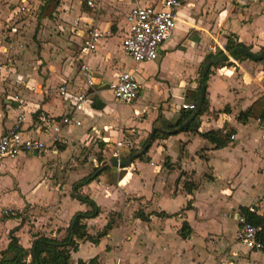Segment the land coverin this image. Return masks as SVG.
<instances>
[{"label":"crops","instance_id":"crops-1","mask_svg":"<svg viewBox=\"0 0 264 264\" xmlns=\"http://www.w3.org/2000/svg\"><path fill=\"white\" fill-rule=\"evenodd\" d=\"M89 1H93L94 8L88 5ZM162 1L71 0L69 5L61 1L57 11L75 23L67 31L74 33V51L70 52L75 57L72 58L62 52L59 58L46 57L38 61L29 57L11 59L16 44L1 48L0 136L18 124V116L23 113L21 129L50 142V137L39 127V114L60 120L72 112L80 91L88 92L90 103L77 114L82 126L64 128L62 137L66 144L60 145L58 150L44 156L22 155L16 160L0 157V211H13L9 218L0 213V261L2 252L9 247L11 235L29 251L40 236L64 239L75 214L90 210L72 198V188L69 196L63 198L61 191L65 183L56 180L57 171L50 169L51 162L64 157L70 148L81 146L106 145L112 150L107 160L113 157V149L119 141L128 140L139 149L155 128H162V122L175 125L181 119L183 104L197 106L204 67L221 54L218 52L226 50L229 39L244 44L255 56L263 53L264 0H181L177 26L162 45L158 60L140 64L143 69L152 65L154 72L143 81L136 75L142 85L138 101L118 103L110 84L124 71L119 68L117 55L119 50L124 52L122 40L128 30L127 14L135 5L161 6ZM30 7L26 10H31ZM92 29H97L103 37L97 43L96 53L82 59L80 49L89 40ZM60 30L66 33L64 27ZM14 37L15 33H10L11 40ZM61 43L62 49L69 51L67 45L64 46L67 43L64 40ZM209 56L212 58L206 63ZM81 61L94 72L92 87L85 84L80 73ZM171 61H176L181 68L175 82L164 73ZM209 71L205 97L209 110L202 116L199 114L198 131L201 134L216 130L233 133V141L225 148L216 149L199 134L183 131L167 139L154 140L146 154L148 160L138 159L128 168L111 167L103 172L84 187L82 193L89 195L100 208L97 199L100 192L105 198L121 199V210L133 213L134 222L139 223L137 228L142 223L146 226L142 234L135 231L137 235L131 234L129 225L123 230L115 227L98 245L81 243L78 251L71 254L74 263L97 259L99 264H216L219 260L260 264L258 258L264 253L241 248L236 232L241 209L264 204V122L250 119L242 124L238 117L264 98V65L250 57L232 58L226 65L213 66ZM64 85L68 91L62 96L60 89ZM14 96L24 106L13 101ZM125 151L126 148L120 149L121 154ZM124 157L122 154L121 159ZM32 158L42 161V175L37 176L36 184L27 193L21 179L27 172L20 164L26 160L31 162ZM166 158L171 168L166 167ZM72 174L80 176L72 187L89 176L82 171H74L70 176ZM188 182L196 185L192 195L184 188ZM42 187L48 190V198L38 203L33 198ZM11 197H16L19 206ZM179 197H182L180 203L177 202ZM67 198L70 201L64 204ZM188 203L191 204L189 209ZM174 204H178L177 211L171 210ZM138 211L149 216V221L136 218ZM114 212L121 211H111L102 227L97 223L103 216L102 209L99 217L86 221L89 233L96 235L101 231ZM159 213L166 216L158 217ZM203 222H206L204 230ZM184 223L191 229L187 239L182 237ZM208 225L212 227L210 231ZM115 231L121 232L117 238ZM181 243L192 248L184 249Z\"/></svg>","mask_w":264,"mask_h":264},{"label":"built area","instance_id":"built-area-1","mask_svg":"<svg viewBox=\"0 0 264 264\" xmlns=\"http://www.w3.org/2000/svg\"><path fill=\"white\" fill-rule=\"evenodd\" d=\"M130 1L137 3L139 0ZM88 5L91 8L95 7L93 1H89ZM239 5L242 6L243 4L240 3ZM181 7V0H163L161 6L135 5L131 8L126 17L128 30L122 40V49L134 63L141 64L158 60L162 45L171 38L177 26ZM12 33H19L18 28L14 27ZM102 37L103 34L97 29H92L89 32V40L80 49L82 59L96 53L97 43ZM222 52L227 53V50L223 49ZM228 58L232 59L233 57ZM80 73L85 84L92 87L95 83L94 72L84 61L80 63ZM110 90L118 103L134 104L140 97L142 85L136 77V72L129 70L120 73L116 81L110 84ZM60 91L62 96L65 95L68 91L67 85L62 86ZM11 99L24 106L17 96ZM89 103L88 92L80 91L73 104L72 112L60 120L44 113L39 114V127L42 132L50 137V142L24 132L19 124L24 122L25 117L23 113L20 114L18 124L0 136V157L16 160L22 155L44 156L49 152L58 150L60 145L66 144V140L62 137V131L64 128L82 126V121L77 114L83 112ZM181 108L182 110L194 111L196 106L186 103ZM131 146L134 147L135 145L128 140L126 143L124 141L117 142L113 149V156L121 159L120 149H131ZM248 210L251 214L264 218V204H253L248 207ZM0 213L2 217L7 218L13 215L12 209H2ZM237 225L236 237L239 243L251 252L264 251V244L260 239V227L252 224L244 214L238 215ZM216 264L235 263L219 260Z\"/></svg>","mask_w":264,"mask_h":264},{"label":"rangeland","instance_id":"rangeland-1","mask_svg":"<svg viewBox=\"0 0 264 264\" xmlns=\"http://www.w3.org/2000/svg\"><path fill=\"white\" fill-rule=\"evenodd\" d=\"M32 1V2H30ZM48 1L51 0H28L26 3L23 2V0H0V61H1V48L4 46H8L9 43L16 44L12 48V54H10L12 57L11 59H15L18 57H29L32 60H43V58H59L63 53H67V58H72L75 55L73 52H70L71 50L74 51L72 45L74 41L73 34L70 32H67L69 30V26L72 24L75 25L73 21H70L68 18H66L63 13L56 10L55 14L50 16L46 19H41V11H42V5H47ZM57 1V0H56ZM59 3H62L63 1L64 5H69L71 0H58ZM29 3V5H28ZM33 7H32V4ZM87 1H84V7L87 8ZM31 4V7H30ZM61 6V5H60ZM59 6V7H60ZM27 7L31 10H26ZM70 9V8H69ZM68 11V9L66 10ZM65 11V12H66ZM70 11V10H69ZM72 11V10H71ZM16 27L19 28V33L15 34V37L13 40L10 38V33H12V29ZM60 27H64L65 32H62L60 30ZM64 35V39H63ZM115 39H118V37H115ZM61 40H64L65 43L64 46L68 48L69 51L66 49H62V43ZM118 51V50H117ZM228 52V51H227ZM117 58L119 60V68L123 69L124 71H127L129 69L136 70L137 77L143 81L144 79H148L147 77L152 76L154 72V67L152 65L149 66V68H144L140 66V64L134 63L131 58L126 55L124 52L119 50V53L117 55ZM178 67V69H177ZM181 68L178 66V63L176 61H171L170 65H167V67L164 70V73L168 76L170 81L175 82L177 78V74ZM180 72V71H179ZM152 80L154 78H151ZM144 95H146V91L143 92ZM106 145L101 144H95L90 145L89 148L81 146V148H70L69 152L65 154L64 157H60L57 160H54L51 162L52 167L50 169H54L57 171L56 174V180L59 182H64L63 189L61 191V194L65 196H69L70 190L72 188V183L74 181H77L80 176L78 177L77 174H70L74 171H82L83 174L90 175L92 174L98 167L103 165V162H99V158L101 157L104 159V161H107L108 155L112 154V150L110 148H106ZM145 146V143L141 146L139 145V149H136L138 152H140ZM133 147L131 146V149ZM131 149H127L123 154V156L129 155L131 152ZM106 151V153H104ZM148 155V154H147ZM145 155V156H147ZM19 159V158H18ZM33 160L31 162L27 163L26 161H23L20 166L21 169L27 172L25 177L23 176L22 184L25 192H29L34 185L37 182V176H41L42 173V165L41 160L37 158H32ZM140 160H145V157L140 158ZM96 165V166H95ZM60 171V172H58ZM70 176L68 182L67 177ZM54 184V183H52ZM47 189L45 187H42L40 189L39 193L36 197L33 199L38 203H44L46 201V198H48ZM53 191V190H52ZM56 197H58V194L54 193ZM51 199V197H50ZM49 199V200H50ZM97 199L99 203L101 204V209L103 212V216L97 221L99 224L98 226L102 227L105 222V218L108 216V214L111 211H121V212H114L113 218L116 221V227L125 229L129 225V229L131 234L133 235L135 231L140 232L144 226H146V223H142V226H138L134 222L135 217L133 213H125L123 209V205L120 200L118 199H109L105 198L103 193H99L97 195ZM10 200L12 202H15L16 206H19L20 203L17 202L16 197H11ZM69 199H65L64 204L69 203ZM130 201V199H129ZM182 201V197H179L177 202L180 203ZM178 204H174L171 208V210L177 211ZM116 213V214H115ZM111 214V213H110ZM194 219V218H193ZM131 221V222H130ZM129 222V223H128ZM206 222L202 223V229H206V227L203 225ZM212 227L208 225V231L211 230ZM119 231L114 232V236L117 238L119 235ZM142 234V233H141ZM137 235V234H134ZM130 237V236H129ZM199 242V240L197 239ZM173 242V241H171ZM180 243V242H178ZM183 245V248L189 249L192 248V246H185L184 243H181ZM239 246L244 249V246L239 243ZM196 245V243H195ZM170 246H172L170 244ZM195 249V248H194ZM196 250V249H195ZM252 253V252H251ZM264 253V251H262ZM188 254V252H186ZM258 262L260 264H264V254H262L258 258Z\"/></svg>","mask_w":264,"mask_h":264},{"label":"trees","instance_id":"trees-1","mask_svg":"<svg viewBox=\"0 0 264 264\" xmlns=\"http://www.w3.org/2000/svg\"><path fill=\"white\" fill-rule=\"evenodd\" d=\"M59 2L56 0H51L47 3V5L43 8L41 13L42 18L52 16L57 8ZM235 48H246L244 44L236 43L235 41L229 39L228 44L226 46V50L230 51ZM264 50V49H263ZM262 50V51H263ZM223 53L222 51L218 52ZM259 56V55H257ZM234 59L239 60L241 58H249L247 54L243 52H235L232 56ZM212 56H209L206 60H210ZM229 62V58L226 57L222 61V65H226ZM260 62L264 65V58L260 60ZM204 67V66H203ZM210 71H208L206 76V82L208 81ZM201 90V89H199ZM196 105V104H194ZM209 110V101L205 98L200 116L205 114ZM193 115V111L183 110L181 115V119L175 124L169 127L167 123L162 122V128H158L159 130L156 133L155 140L157 139H167L171 136L175 129H178L179 126L183 125L187 121L191 119ZM250 119L259 120L264 122V98L258 100L252 107H250L247 111L242 112L238 120L242 124H246ZM162 118L159 117L158 121H161ZM200 126V118L199 116L183 131L189 132L192 131L194 133L199 134L202 138L208 140L213 145H215L216 149H221L227 147L233 140L232 134L227 133L225 134L222 130L216 131H209L207 133H199L198 129ZM165 132H162V131ZM178 134V133H177ZM147 143V142H146ZM145 143V144H146ZM138 151L134 146L131 149L129 155L124 158H129ZM99 162H104V159L101 157L99 158ZM166 167L171 168V162L169 158L165 160ZM111 167L109 165L100 166L98 167L92 174L89 176L81 179L80 181L76 182L72 187V198L78 200L80 203L88 206L90 210L85 212H78L73 217L69 228L67 229V235L64 239H52L47 238L45 236H40L36 238L33 243L31 249L28 251L26 250L19 242V240L14 236L11 235L10 237V244L7 250L3 251L1 256L2 259L0 264H99L97 259H92L88 262L79 261L74 263L71 259L72 252H77L81 243L84 242H91L95 245H98L101 240L108 236L110 231L116 227V221L113 218V214L110 216L106 226L101 230L98 231L96 235H91L88 231V226L85 223L88 220L95 219L100 216L101 208L98 204L87 194L82 193V189L93 181L97 180L103 172L110 170ZM188 195L193 194V190L196 189V185L193 182H188L184 186ZM191 207V204L188 203L187 209ZM241 213L246 215L248 220L257 227L261 228L260 239L264 244V218L253 215L249 212L248 208H242ZM116 214V213H115ZM158 217H164V213L157 214ZM136 218L142 221H149V216H146L143 211H138L136 213ZM191 233V229L187 223H184L182 228V237L187 239ZM31 257V261L28 262V258Z\"/></svg>","mask_w":264,"mask_h":264},{"label":"water","instance_id":"water-1","mask_svg":"<svg viewBox=\"0 0 264 264\" xmlns=\"http://www.w3.org/2000/svg\"><path fill=\"white\" fill-rule=\"evenodd\" d=\"M235 52H243V53L247 54L254 61L262 60L264 58V51L261 55H259L257 57L253 53H251L248 49L235 48L233 50L228 51L227 53L223 52V53L217 55L212 60L208 61V63L204 67V70L202 73V88H201L200 96H199L198 101H197L196 109L193 112L191 119L189 121H187L186 123H184L183 125L179 126L178 129H175L172 133L177 134V133L183 132V130L185 128H187L199 116V114L201 113V110H202V106H203L205 97H206V76H207L208 71L213 66L221 65L224 58L232 57ZM164 122L167 123L166 121H164ZM167 125L169 127H171V124L167 123ZM158 130H159L158 128H155L152 131L146 145L144 146V148L140 152H137L134 155H132L131 157L124 158V159H119L118 157L113 156L109 160L105 161L103 166L109 165L110 167H113V168H128L135 160H138L142 157H145V159L148 160V157L145 155L147 154V152L151 148ZM162 132H165V131H162Z\"/></svg>","mask_w":264,"mask_h":264}]
</instances>
